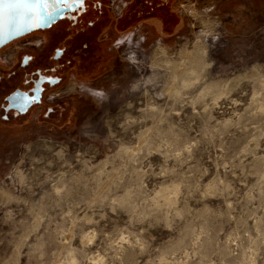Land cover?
Here are the masks:
<instances>
[{"label": "clouds", "instance_id": "9594fccd", "mask_svg": "<svg viewBox=\"0 0 264 264\" xmlns=\"http://www.w3.org/2000/svg\"><path fill=\"white\" fill-rule=\"evenodd\" d=\"M215 9H173L191 42L125 34L74 135L0 158V264H264V60L210 56L232 35Z\"/></svg>", "mask_w": 264, "mask_h": 264}, {"label": "rangeland", "instance_id": "374dc122", "mask_svg": "<svg viewBox=\"0 0 264 264\" xmlns=\"http://www.w3.org/2000/svg\"><path fill=\"white\" fill-rule=\"evenodd\" d=\"M125 1L127 0H124V3ZM121 2L123 0H105L109 15L105 19V24H101L96 33L101 41L99 48L102 60L100 72L86 81L73 78L71 74L67 75L56 89L46 94L45 107L49 105L52 108V113L48 117L42 116V111L45 109L42 105L43 108L42 106L34 108L27 114L21 115L16 121L10 120L0 123V158L9 152L14 154L19 141L29 138L30 135L32 138L37 133L56 136L74 135L75 132L71 131L73 126L78 128L84 118L94 110L86 93L81 91V84L99 87L106 84L109 77L120 78L125 73L127 66L121 63L120 57L127 55V50H125L123 43L117 44V41L123 40L125 34L135 31L136 35L130 38L132 40L137 39L140 34H144L148 37V43H152L161 34L166 37V42L177 41L178 37H187L188 41L191 42L194 39L192 33L200 27L197 22L195 29L190 28V18L183 16L181 19L182 13L173 11L180 0H170L164 5H160V0H137L133 10L137 17L134 19L133 25L126 30L115 31L113 24L117 19L118 7ZM195 2L198 9L209 3H215L216 9L210 15L221 21V31L227 28L232 33L231 36L221 41L225 45L224 48L217 45L216 49L210 52L212 58L225 60L233 44L242 40L244 43L252 45L250 55L256 59L264 60V34L258 30L261 23H264V0H195ZM240 4L245 6L243 12L238 11L237 6ZM160 12H166V14L168 12L176 17L173 26H168L162 31L159 29L160 25L155 21V16ZM43 32H51V29ZM36 38L34 32L26 35L25 39L16 40L2 49L0 51V64L6 63L14 55V52H18V57L30 47ZM178 42L183 43V39ZM144 47H147V44ZM128 50H135L137 56L140 55L138 49ZM56 94H58L57 98H62L49 101L50 96L54 95L56 98Z\"/></svg>", "mask_w": 264, "mask_h": 264}, {"label": "flooded vegetation", "instance_id": "af4514ba", "mask_svg": "<svg viewBox=\"0 0 264 264\" xmlns=\"http://www.w3.org/2000/svg\"><path fill=\"white\" fill-rule=\"evenodd\" d=\"M135 1L132 0L124 9L122 16L115 21L113 25L115 31H121L123 25L129 27L134 23ZM160 2V5H164L170 0H160ZM83 4V9L79 13L71 12L70 18L60 19L44 29L46 31L51 29V32L36 30L26 34L28 36L35 32L37 38L18 57L13 55L6 63L0 64V123L16 121L21 115L27 114L34 108L42 105L45 107L46 94L56 89L67 75L71 74L73 78L86 81L100 72L101 41L96 33L100 25L105 24L109 11L105 0H84ZM26 35L17 40L25 39ZM57 49H62V52H57ZM28 57H31V60H28ZM35 85L42 89L38 91V102L34 103V100H31V104L23 113L14 109L5 110L6 97L9 94L20 90L31 96L30 90ZM57 96L58 94L56 98L54 95L50 96L52 100L49 101L59 99L60 97ZM50 113L52 108L47 105L42 111V116L48 117Z\"/></svg>", "mask_w": 264, "mask_h": 264}, {"label": "water", "instance_id": "95a60500", "mask_svg": "<svg viewBox=\"0 0 264 264\" xmlns=\"http://www.w3.org/2000/svg\"><path fill=\"white\" fill-rule=\"evenodd\" d=\"M84 4L81 6L79 4L73 5L72 8H64L61 10L63 18H70L71 12L79 13L82 11ZM13 5L5 4L3 5L4 8V20H3V27L0 29V48L4 46L5 44L20 38L32 31L36 30H43L50 27L51 24L55 23L56 21L63 19L61 15L57 14L54 16L53 19H35V18H27L24 15H20L17 19V22L15 26H13L9 22V12L13 8ZM18 11L23 12V9H18ZM37 86L35 85L34 88H32L30 91L32 92V95L29 96L27 93L15 90L11 94H9L6 97L7 106L5 107V110L7 109H14L17 110L19 113H23L26 111L27 107L31 104V100H34V103L38 102V91L36 90ZM16 96L18 98H27L28 103L24 104L23 106H20L19 104H12L10 102L11 97Z\"/></svg>", "mask_w": 264, "mask_h": 264}, {"label": "snow or ice", "instance_id": "6c2138e0", "mask_svg": "<svg viewBox=\"0 0 264 264\" xmlns=\"http://www.w3.org/2000/svg\"><path fill=\"white\" fill-rule=\"evenodd\" d=\"M83 3L84 0H0V29L3 27V5L5 4L14 6L9 12V22L15 26L20 15H24L29 19H53L55 15L59 14L63 18L61 12L62 9L72 8L73 5L76 4L82 6ZM18 9H23V12L18 11ZM57 52H62V49H57ZM27 59L31 60V57H28ZM36 90L41 91L42 89L37 86ZM9 99L12 104H19L20 106L29 102L26 97L21 99L13 96Z\"/></svg>", "mask_w": 264, "mask_h": 264}, {"label": "crops", "instance_id": "0c3cea01", "mask_svg": "<svg viewBox=\"0 0 264 264\" xmlns=\"http://www.w3.org/2000/svg\"><path fill=\"white\" fill-rule=\"evenodd\" d=\"M132 0H127L125 1L124 3V0L123 2H121V5L118 7L119 8V13L117 14L115 21L118 20V18H120L124 12V9L126 8V6H128L129 3H131ZM137 3V0L135 1L134 5ZM124 4V5H123ZM137 17V16H136ZM155 21L159 23V29L162 31V30H165L168 26H173V22L176 20V17L173 16L172 14H169L167 12H160L158 15L155 16ZM115 23V22H114ZM114 25V24H113ZM133 25V24H132ZM131 25V26H132ZM129 26V27H131ZM129 27H125V25H123L122 29L126 30L127 28ZM18 52H14V55H17Z\"/></svg>", "mask_w": 264, "mask_h": 264}, {"label": "bare ground", "instance_id": "6f19581e", "mask_svg": "<svg viewBox=\"0 0 264 264\" xmlns=\"http://www.w3.org/2000/svg\"><path fill=\"white\" fill-rule=\"evenodd\" d=\"M44 30V29H43ZM33 32V31H32ZM29 34V33H28ZM25 36V35H24ZM21 38V37H20ZM17 39H19V38H17ZM17 39H15V40H17ZM14 41V40H13ZM12 42V41H11ZM11 42H9V43H11ZM9 43H7V44H5L4 46H6V45H8ZM4 46H2L0 49H2ZM81 88V87H80Z\"/></svg>", "mask_w": 264, "mask_h": 264}]
</instances>
